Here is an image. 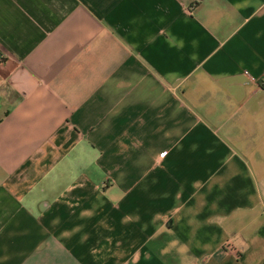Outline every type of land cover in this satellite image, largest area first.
<instances>
[{
  "label": "crops",
  "instance_id": "obj_1",
  "mask_svg": "<svg viewBox=\"0 0 264 264\" xmlns=\"http://www.w3.org/2000/svg\"><path fill=\"white\" fill-rule=\"evenodd\" d=\"M0 51V264H264V0H0Z\"/></svg>",
  "mask_w": 264,
  "mask_h": 264
},
{
  "label": "built area",
  "instance_id": "obj_2",
  "mask_svg": "<svg viewBox=\"0 0 264 264\" xmlns=\"http://www.w3.org/2000/svg\"><path fill=\"white\" fill-rule=\"evenodd\" d=\"M5 65H6V58L0 51V77L3 75V69ZM228 246H230V244H228Z\"/></svg>",
  "mask_w": 264,
  "mask_h": 264
}]
</instances>
